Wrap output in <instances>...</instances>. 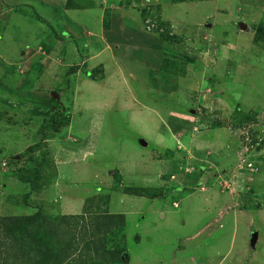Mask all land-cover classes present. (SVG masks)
<instances>
[{
	"label": "rangeland",
	"instance_id": "374dc122",
	"mask_svg": "<svg viewBox=\"0 0 264 264\" xmlns=\"http://www.w3.org/2000/svg\"><path fill=\"white\" fill-rule=\"evenodd\" d=\"M67 1L0 8V216L114 208L129 213L131 264H203V254L205 264H264V0H70L82 37L63 32ZM114 9L158 34L163 72L191 80L153 71L150 89L144 42L124 56L128 69L121 59L113 67L100 50ZM130 69L141 79H124ZM131 83L138 93L129 99ZM170 110H187L189 128L168 123ZM206 129L213 144L185 150ZM136 186L161 194L126 192ZM64 229L80 238L81 227ZM84 253L65 264H96Z\"/></svg>",
	"mask_w": 264,
	"mask_h": 264
},
{
	"label": "trees",
	"instance_id": "16d2710c",
	"mask_svg": "<svg viewBox=\"0 0 264 264\" xmlns=\"http://www.w3.org/2000/svg\"><path fill=\"white\" fill-rule=\"evenodd\" d=\"M69 5L74 6L70 0ZM78 68V65H74L68 73L76 72ZM56 123L57 119L53 117L51 123L40 131V140L46 139V129H51ZM37 162L42 164L43 160ZM38 172L30 174L29 182L34 181ZM126 192L156 197L160 190L136 186ZM69 219L75 220L74 223H69ZM126 225L124 213L110 211L93 213L87 210L83 215L52 217L38 207L36 212L30 214L0 216V260L4 259L2 264H6L9 258L14 259L13 264H65L75 251H80L90 256L96 264H99L98 260L104 264H129L124 259L127 252L124 239L128 236ZM62 226L76 230L81 227L80 238L75 233L69 238L68 231ZM122 241L124 246H121ZM3 254L4 257L1 256Z\"/></svg>",
	"mask_w": 264,
	"mask_h": 264
},
{
	"label": "crops",
	"instance_id": "0c3cea01",
	"mask_svg": "<svg viewBox=\"0 0 264 264\" xmlns=\"http://www.w3.org/2000/svg\"><path fill=\"white\" fill-rule=\"evenodd\" d=\"M5 5L3 4L2 1H0V8L3 5L4 7L9 4V5H13L11 4V0H4ZM13 7V6H12ZM68 7V8H67ZM73 6H71V8H69V1H67L66 3V9H65V13H64V18H63V23L65 25V28L63 26V32H69L71 31L75 36L77 37H82L86 34V32L88 31L87 26L82 24V21H79L77 18H75L72 15V8ZM4 9V8H3ZM116 9L113 10V15L111 16L110 19V26L108 29L103 30L102 34H106V37L108 38V40L106 39V41L104 42L105 47L103 49H101L100 51H109L111 54V57L113 58V62H112V66L114 67V65L116 64V59H121V62L125 65V67H121V70L123 69H128L127 66H131L130 64V60H132V57H124L127 54V51L130 52V46L131 47H142L143 43H145V45L150 47V50H146L144 53V58L141 62H145L148 66V70L145 74V76L148 77V82L150 83V89L154 88L155 85V78H154V74L153 71H157L160 74H163V78L165 79H169L171 82H173L174 84H177L179 79L185 80V79H189L191 80V77L189 78V75L187 76H181V75H176V77L174 76V74L169 73V72H163L162 70V64H163V48H162V42L161 39L159 38L157 33H154L151 29L146 28L145 26H143L142 24H140L137 20H135L133 17H129L128 19H126L127 17L122 16L121 13H119L117 11V13L115 14ZM116 16H115V15ZM119 15V16H118ZM90 32H92L93 30H89ZM140 33L145 34L144 37L139 36ZM133 34V35H132ZM101 38H103L101 36ZM103 40V39H102ZM104 41V40H103ZM108 41V42H107ZM115 41L118 42L116 43V47H114V49L111 48L112 43ZM130 49V50H129ZM151 54V55H149ZM155 54V55H152ZM129 55L132 56L131 53H129ZM115 57V59H114ZM161 67V69H160ZM150 71V73L148 72ZM124 72V71H123ZM166 73V74H165ZM125 78L124 79H130L133 78L135 80V82H137V80L141 79L140 77V73H136L135 71L130 69L128 71V73H124ZM130 86V85H129ZM176 85H173L171 88H174ZM137 85L131 83L130 89L128 88L129 91H125V88L123 87V92H129L131 95L128 96V98H132L134 97L133 93L137 92L134 88H136ZM160 91H167L169 92L167 89H163ZM138 93V92H137ZM176 93V92H175ZM174 93V95H175ZM172 94V93H170ZM123 97H125V94L123 95ZM143 97H146V95L144 94ZM127 98V97H125ZM140 98V96L138 95V99ZM137 99V101H138ZM141 99V98H140ZM142 101V99H141ZM141 101H138V104H141ZM142 106H137L138 107V111H136L135 113H137V116L139 114H141L142 110H143V106L145 104V102L142 101ZM154 107V106H152ZM204 109V106L202 107V110ZM189 110V109H187ZM187 110H170L168 112L167 117H165V119L169 118L170 120L168 121V123H170V121L172 119H174L175 121H180L182 124L180 126H175L176 129L181 128V126L184 124V128L187 129L190 126V114L187 113ZM133 111V110H132ZM193 111V110H192ZM208 111V110H207ZM192 113V112H190ZM206 113V112H205ZM219 113V112H218ZM193 115V114H192ZM189 118V119H188ZM203 119H205L204 115L202 117ZM161 121H165L161 118ZM142 131V130H141ZM206 131V132H205ZM203 133L200 132H195L194 134H192V137L186 138L185 139V150L186 148H196V149H204L203 147H207L211 146V144H213L212 142V138H210V136H212V129H206ZM179 133V132H178ZM196 135V136H193ZM183 139V138H182ZM146 140V139H145ZM160 139L157 140V142H159ZM206 141V142H205ZM209 142V143H207ZM182 143V140H181ZM218 143V142H217ZM183 144V143H182ZM199 144V145H197ZM213 146V145H212ZM175 162V160H169V162ZM162 165V164H161ZM165 167H167V165H165ZM140 197H145V198H149V201H152L153 199L157 198V197H150V196H145V195H141ZM157 200V199H156ZM158 207L160 205H157ZM112 213L115 212H119V211H115L114 208H111L109 210ZM121 212V211H120ZM124 214L126 213V220H127V225L129 223L128 220V212L124 211ZM172 215V214H171ZM132 222V221H131ZM151 222V219H150ZM127 227V233H128V226ZM128 235V234H127ZM135 238L138 241H141L142 238L139 235V233L135 232ZM129 239V236H127V240ZM200 257V259H204V262L207 261V258H209L208 254H203V255H198ZM124 259L126 261L129 262V264L132 263V258L131 255L129 253V250L125 253L124 255ZM203 260H200V262L198 263L196 260V264H201ZM203 262V264H205ZM211 262V261H209Z\"/></svg>",
	"mask_w": 264,
	"mask_h": 264
},
{
	"label": "water",
	"instance_id": "95a60500",
	"mask_svg": "<svg viewBox=\"0 0 264 264\" xmlns=\"http://www.w3.org/2000/svg\"><path fill=\"white\" fill-rule=\"evenodd\" d=\"M240 26H241L242 29H246L247 28V24H245L244 22L240 23ZM53 95H54L55 98H58V96H59V94L56 93V92H54ZM142 144L143 145H147L148 142L146 140H142ZM257 235H258L257 232L254 231V233H253L254 240L256 239Z\"/></svg>",
	"mask_w": 264,
	"mask_h": 264
}]
</instances>
